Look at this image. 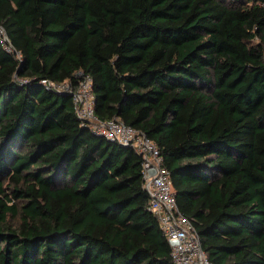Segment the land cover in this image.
<instances>
[{"label": "trees", "instance_id": "1", "mask_svg": "<svg viewBox=\"0 0 264 264\" xmlns=\"http://www.w3.org/2000/svg\"><path fill=\"white\" fill-rule=\"evenodd\" d=\"M0 28V264H173L141 156L40 84L79 71L157 146L210 263L264 264V0H0Z\"/></svg>", "mask_w": 264, "mask_h": 264}, {"label": "built area", "instance_id": "2", "mask_svg": "<svg viewBox=\"0 0 264 264\" xmlns=\"http://www.w3.org/2000/svg\"><path fill=\"white\" fill-rule=\"evenodd\" d=\"M0 41L7 52H14L4 31L0 28ZM17 58L20 55L16 53ZM77 82L55 83L41 80L46 90L70 94L73 110L81 122L99 137L135 151L141 156L142 185L148 197L147 209L156 218L170 248L173 264H211L201 247L193 223L184 216L176 203L169 172L163 157L153 141L118 118L100 120L94 114L95 98L92 78L79 71Z\"/></svg>", "mask_w": 264, "mask_h": 264}, {"label": "water", "instance_id": "3", "mask_svg": "<svg viewBox=\"0 0 264 264\" xmlns=\"http://www.w3.org/2000/svg\"><path fill=\"white\" fill-rule=\"evenodd\" d=\"M66 96H68V97H71V95H70V94H67Z\"/></svg>", "mask_w": 264, "mask_h": 264}]
</instances>
